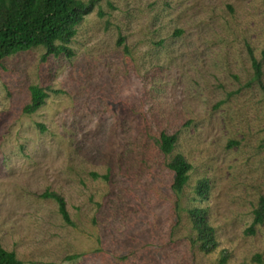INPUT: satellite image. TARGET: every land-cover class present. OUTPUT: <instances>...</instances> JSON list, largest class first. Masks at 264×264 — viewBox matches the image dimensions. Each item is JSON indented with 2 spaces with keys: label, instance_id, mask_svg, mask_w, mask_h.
I'll return each instance as SVG.
<instances>
[{
  "label": "rangeland",
  "instance_id": "obj_1",
  "mask_svg": "<svg viewBox=\"0 0 264 264\" xmlns=\"http://www.w3.org/2000/svg\"><path fill=\"white\" fill-rule=\"evenodd\" d=\"M80 23L72 57L0 61V246L24 264H264V223L247 232L264 196V0H100ZM34 84L49 96L27 115ZM162 132L178 134L170 154ZM176 154L193 165L180 194Z\"/></svg>",
  "mask_w": 264,
  "mask_h": 264
},
{
  "label": "trees",
  "instance_id": "obj_2",
  "mask_svg": "<svg viewBox=\"0 0 264 264\" xmlns=\"http://www.w3.org/2000/svg\"><path fill=\"white\" fill-rule=\"evenodd\" d=\"M99 2L100 0H0V61L38 46L46 50L42 56L43 61H46L50 55L72 57L74 50L71 43L77 33V26ZM100 14L103 15V12ZM250 56L255 76L260 79L261 64L256 60L252 51H250ZM30 93V102L23 108V112L27 115L36 113L49 96L46 88L35 84L30 86ZM40 126L45 129L43 124ZM177 140L178 134L162 132L159 138L161 150L165 154L172 153ZM168 167L174 174L172 189L176 194H180L189 182L193 165L183 154H176L169 161ZM208 191V179H201L196 187L197 195L206 197ZM41 197L57 202L61 218L68 225H75L69 216L63 195L47 190L41 194ZM175 206L178 211L180 207L177 201ZM206 211L202 207H193L188 210L187 214L196 232V241L199 243L200 250L211 253L219 246V243L216 239L215 228L210 224ZM252 212L254 218L252 225L247 229L248 233H254L256 225L264 223V196L260 198L258 206ZM227 258L228 254L225 253L220 264H225ZM0 264H24V261L18 258L15 251L0 246Z\"/></svg>",
  "mask_w": 264,
  "mask_h": 264
}]
</instances>
